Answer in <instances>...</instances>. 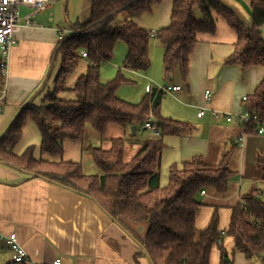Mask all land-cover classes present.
<instances>
[{
	"label": "trees",
	"instance_id": "obj_1",
	"mask_svg": "<svg viewBox=\"0 0 264 264\" xmlns=\"http://www.w3.org/2000/svg\"><path fill=\"white\" fill-rule=\"evenodd\" d=\"M161 0H91L89 18L71 24L78 32L67 33L58 41L51 60L60 58L53 87L47 81L37 91L44 95L39 103L27 102L0 137V162L28 173L30 178H42L93 199L97 205L142 248L151 264H211L210 257L217 240L223 237L219 229L217 208L207 226L197 228L196 215L203 205L201 190L213 188L224 193L233 174L229 167L231 151L225 152L213 166L203 156H195L169 169L168 184L160 186L163 137L191 131L186 121L164 116L160 110L163 94L155 88L139 102H130L116 95L126 82L121 68L147 71L151 66L150 31L134 21L152 11ZM252 21L246 25L233 9L221 0H172L170 22L156 34L164 47L163 68L168 77L178 70L186 80L190 57L199 42L200 33H214L217 17L227 20L237 33L234 51L225 59L227 64L264 68V0H249ZM123 15L124 20L116 23ZM126 47L123 65L113 79L103 82L101 65L113 58L117 43ZM87 51L90 64L72 88L66 78ZM75 94L72 99L59 96L62 91ZM244 109L257 114L264 123V76L244 101ZM152 115L160 130L158 137L137 138L139 127ZM31 117L41 132V151L53 156L63 153V141L84 142L88 128L102 141L109 128L122 131L136 129L131 138L117 135L110 146L90 144L87 149L97 173L84 171L82 161L37 159L34 146L22 154L13 146L22 134L23 124ZM258 124L250 121L247 133H258ZM135 136V137H134ZM134 137V138H133ZM138 143L129 156L127 144ZM263 169L264 156L259 157ZM145 226L141 235L137 227ZM227 234L233 236L235 248L247 258H260L264 263V199L258 189L243 195L232 207ZM219 264H234L226 249L220 248Z\"/></svg>",
	"mask_w": 264,
	"mask_h": 264
},
{
	"label": "crops",
	"instance_id": "obj_2",
	"mask_svg": "<svg viewBox=\"0 0 264 264\" xmlns=\"http://www.w3.org/2000/svg\"><path fill=\"white\" fill-rule=\"evenodd\" d=\"M221 1L231 6L246 25L251 24L249 0ZM25 8L29 9L28 12L32 10ZM90 9L91 0H53L46 9L35 15L36 20L46 22L48 27H22L17 35L18 42L9 53L4 81L0 66V95L6 90L3 110L0 112V137L27 102L32 99L36 103L41 101L45 92L36 93L45 80L48 87H53L61 61L60 58L54 62L51 60L60 40L58 29H69L71 24L86 21ZM171 10L172 0H161L154 4L151 12L135 17L134 21L142 28L158 32L169 24ZM198 38L199 42L190 57L186 80L175 71L164 83L180 85L181 89L163 94L160 100L162 115L186 121L193 129L180 135L163 137L165 147L161 166L164 163L170 169L172 165L179 166L195 156H203L215 166L225 152L231 151L229 167L233 174L229 183L232 181L239 184L240 188L244 187L248 191L244 195L258 189L262 197L264 181L259 157L264 156V132L247 133L241 122L216 117L212 111L242 113L243 97L253 93L264 76V68H245L239 64L225 63V59L234 51L237 33L223 17H217L214 33H200ZM149 53L154 64L151 60L147 71H137L142 74L145 94L158 84H163L155 73L161 65L158 58L162 55L163 61L164 54L163 44L158 38L151 39ZM89 64L87 57L80 59L77 67L66 78L68 88L74 86ZM149 85L151 90H147ZM208 89L212 91V98L206 102L205 91ZM59 96L72 99L75 94L67 90L60 92ZM165 96L170 98L165 100ZM201 108L205 109V114L198 117ZM108 132L112 136L108 134L102 141L95 139L91 144L108 148L111 137L123 135L131 138V134H134L133 130L122 131L115 126H111ZM40 145L41 132L33 119L27 117L21 137L13 146L14 153L20 155L28 147L34 146L37 159L84 162L86 150H83L85 146L82 142L63 141L61 156L42 153ZM137 147L138 143L127 144L128 155ZM88 156L92 160L89 151ZM206 195L207 192L201 197ZM229 211L231 215V207ZM209 221L198 228H204ZM228 226L229 222L221 230L225 232L222 241L216 242L213 247L211 264H219L221 246L234 264H264L260 258H247L237 251L233 236L226 233ZM137 230L143 235L145 226L139 225ZM11 233H16L17 241L27 252V262L13 260V249L6 239ZM57 258H61L62 264H151L141 246L93 199L45 179L30 178L28 173L0 162V264H52Z\"/></svg>",
	"mask_w": 264,
	"mask_h": 264
},
{
	"label": "built area",
	"instance_id": "obj_3",
	"mask_svg": "<svg viewBox=\"0 0 264 264\" xmlns=\"http://www.w3.org/2000/svg\"><path fill=\"white\" fill-rule=\"evenodd\" d=\"M53 0H0V57L1 62L0 66L2 68L3 73L6 72L8 56L11 51V48L17 44L18 42V33H20L23 26L27 27H37V28H44L48 27L49 25L46 22H39L35 19V15L38 12L46 9ZM22 7H29L32 10L26 14L21 13ZM69 33H76L77 31L73 29H65L59 28L58 35L62 38L65 34ZM156 30L151 29L150 35L151 37H156ZM83 57L87 56L86 49L81 48L79 50ZM155 88V95L158 94H168L174 91H178L181 89L180 85H157ZM151 90V89H148ZM6 96V90L4 89L2 94L0 95V112L3 110V102L4 97ZM212 98V91L206 90L205 91V100L209 102ZM247 100V96L243 97V101ZM213 115L216 117H224L227 121L237 120L241 122L244 126L248 124L250 121H255L258 124V133L264 132V123H261L257 114H252L248 110H243L240 114H229L219 110H213ZM205 114V109L201 108L197 116L201 117ZM138 132L144 134L145 132L148 136L158 137L160 135V130L153 124V117L152 115L149 116L148 119L139 127ZM206 191L201 190L200 195H205ZM225 232H222L224 235ZM7 243L13 249V260L15 262H27L29 256L25 249L21 246V244L17 241L16 233H11L9 236L6 237ZM222 241V237L217 240L218 243ZM52 264H62L61 258H57L54 260Z\"/></svg>",
	"mask_w": 264,
	"mask_h": 264
},
{
	"label": "rangeland",
	"instance_id": "obj_4",
	"mask_svg": "<svg viewBox=\"0 0 264 264\" xmlns=\"http://www.w3.org/2000/svg\"><path fill=\"white\" fill-rule=\"evenodd\" d=\"M229 7L233 9L231 6ZM28 10L29 9L22 7L21 13L25 14L28 12ZM250 11H251V7H250ZM235 13L237 14L236 11ZM123 20H124L123 15H120L116 23H121ZM155 38L156 37H152V39ZM124 57H125V45L122 42H119L117 43L114 49L113 58L110 61L102 63L101 65V69H100L101 80L109 81L114 77H116L120 67H122L123 65ZM158 60L161 61V65L159 69L155 70V73L161 80V83H163L158 85H164L165 82H168L167 80L168 76H166L164 70H162L163 69L162 55L158 58ZM153 64L154 63L152 60V65ZM126 69L127 68H121V71L124 79H126L127 81L119 86L116 95L130 102H139L145 95L144 81L140 76L142 74L137 73V71L134 72V70L131 69H129L131 71H128ZM176 72H178V70H176ZM1 78L3 81L5 80L6 78L5 73L2 74ZM150 85L147 88V90L151 89ZM169 98L170 97L165 96L164 99L166 100ZM108 134L109 132L107 133V135ZM108 136H112V135L109 134ZM136 137L149 138L146 132L140 135L136 134ZM84 138H85L84 142L82 143H84V146L87 149V147H89V145L93 143L95 140L94 133L92 132V129L90 127L88 128L87 136H85ZM83 160H84L83 165L85 172L87 173L98 172V169L95 167L92 160H90L87 150L84 153ZM168 180H169V166L165 167V164L163 163V165L160 168V182H159L160 186L162 187L166 186L168 184ZM206 192H207L206 196L200 197L201 201L203 202V205L200 207L196 215V223H197L196 226L197 228L198 226L203 227L204 224H206L209 221L210 217L213 215L214 209L217 208L219 214V229L224 230L229 222V215H230L229 207L232 208L235 204H237L238 200H240L239 198H241L248 191L244 187L240 188L239 184L230 181V183H228V188L224 193L219 194L216 191H214L213 188H208ZM262 198L264 199V193L262 194Z\"/></svg>",
	"mask_w": 264,
	"mask_h": 264
},
{
	"label": "water",
	"instance_id": "obj_5",
	"mask_svg": "<svg viewBox=\"0 0 264 264\" xmlns=\"http://www.w3.org/2000/svg\"><path fill=\"white\" fill-rule=\"evenodd\" d=\"M262 31L264 32V26L262 27ZM135 129H136V126L135 125H133L132 126V130L135 132Z\"/></svg>",
	"mask_w": 264,
	"mask_h": 264
}]
</instances>
